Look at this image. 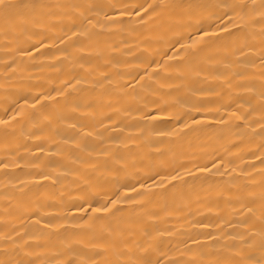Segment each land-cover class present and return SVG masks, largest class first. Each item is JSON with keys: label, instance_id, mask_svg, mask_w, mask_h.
I'll list each match as a JSON object with an SVG mask.
<instances>
[{"label": "bare ground", "instance_id": "1", "mask_svg": "<svg viewBox=\"0 0 264 264\" xmlns=\"http://www.w3.org/2000/svg\"><path fill=\"white\" fill-rule=\"evenodd\" d=\"M0 264H264V0H0Z\"/></svg>", "mask_w": 264, "mask_h": 264}]
</instances>
